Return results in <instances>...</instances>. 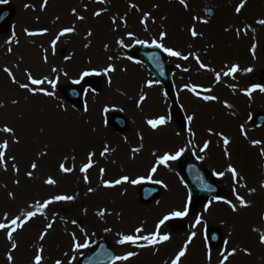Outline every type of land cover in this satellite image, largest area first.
<instances>
[{"label":"rangeland","instance_id":"374dc122","mask_svg":"<svg viewBox=\"0 0 264 264\" xmlns=\"http://www.w3.org/2000/svg\"><path fill=\"white\" fill-rule=\"evenodd\" d=\"M32 1L0 3V9L13 11L8 29L0 32V129H13V134L0 131V143L8 144L5 164L0 166V223L10 225L17 217L25 221L13 232L12 241L7 239L10 229H0V264H10L8 255L13 257L11 264H33L38 250H42L41 264H78L98 239L105 240L115 256L135 253L115 264H171L186 243L178 264H239L245 260L262 264L264 126L256 128L254 118L264 114V92L259 90L264 87V25L257 23L264 19V0H224V19L219 18L217 5L202 6L201 0H185L187 7L179 0H47L43 9L44 0ZM242 2L244 7L237 13L236 7ZM206 9L214 13L211 20L204 15ZM65 28L74 31L57 39ZM191 30L197 33L195 37ZM161 32L166 33L163 41L159 39ZM153 40L188 57L185 60L164 53L172 71L166 90L129 54L134 47H151ZM201 63L205 67L201 68ZM109 65L115 71L103 74ZM232 65L239 71L225 75ZM248 68L252 71L246 72ZM132 69L141 72V80L132 81ZM91 70L101 75L72 83L80 73ZM28 73L35 79L55 80L56 87L49 83L31 85ZM21 83L29 84L36 94L20 88ZM70 87L82 90L81 107L72 106L61 95L63 88ZM253 87L256 90L245 95ZM188 88H195V92ZM41 89L54 95H43ZM181 92L189 103L194 101L193 105L183 104ZM206 95L216 99L205 101L202 97ZM114 114L127 121L125 132L110 127L108 120ZM160 116L167 122L155 130L146 123ZM188 116L193 119L188 121ZM221 136L229 140L228 145ZM206 141L209 147L201 152ZM253 141L260 143L254 145ZM105 145L108 152L101 156ZM180 149L184 152L178 160L168 161L167 166L156 164L157 158ZM89 153L94 154L93 166L82 173ZM184 157L194 159L219 184V197L196 208L189 205L178 170ZM143 159L146 163L139 166ZM32 163L37 164L35 170ZM61 163L72 171L61 172ZM13 164L18 171L13 170ZM154 165L157 170L149 179ZM229 165L237 171L235 182L227 171ZM214 172L224 175L214 176ZM123 176L144 179L136 185L102 186L104 181L114 182ZM48 178L56 183L46 184ZM157 180L166 187L158 184L159 197L142 204L138 200L140 189ZM172 185L177 189L176 203L166 205L162 193H170ZM129 188L132 193L125 195L123 190ZM58 195L73 199L54 200ZM237 195L247 207L240 205ZM128 199L131 206L126 205ZM47 200L53 202L47 207L37 206ZM185 204L187 215L160 226L159 235H168V241L149 245L137 239L136 243L145 247L117 243L123 235L137 238L156 233L159 221L172 211H183ZM29 211L36 213L31 219L25 215ZM136 219L139 225L128 226L127 221ZM174 222L180 224L177 232L172 230ZM208 228L220 232L221 245L216 249L206 245L204 233ZM85 240L88 248L74 249V242L82 244ZM12 243L17 245L14 250Z\"/></svg>","mask_w":264,"mask_h":264},{"label":"snow or ice","instance_id":"6c2138e0","mask_svg":"<svg viewBox=\"0 0 264 264\" xmlns=\"http://www.w3.org/2000/svg\"><path fill=\"white\" fill-rule=\"evenodd\" d=\"M7 0H0V3H6ZM99 2L103 3L104 0H99ZM180 4L181 5H184L185 7H187V5L185 4V0H179ZM47 3V0H44V3L41 5V8L43 9V7H45ZM25 7H29V5H25ZM134 7V5H133ZM244 7V3H240L237 7H236V12L237 13H240L242 8ZM74 11V14H75V10ZM95 15L99 16L100 13L97 12L95 13ZM148 14H145V16L147 17ZM78 19H83V17H77ZM144 21L142 20L141 23H143ZM258 24L260 25H264V19H261V20H258L257 21ZM74 31V28H65L63 29L57 39L59 38V36H64L66 33H71ZM37 33H32V32H27V35H36ZM39 34H43V33H39ZM89 36L92 35V33H88ZM131 35V34H129ZM191 35L193 37H195L197 35V33L195 32V30H191ZM166 37V33L164 32H161L159 34V39L161 41H163ZM117 43H120V41H117ZM137 43L139 44H144L145 42L143 40H138ZM56 44V40H53L52 41V45L53 47L55 46ZM87 46V45H86ZM152 46L156 47V48H159L161 49L162 52L166 53L168 56H172V57H178V58H181V59H185L187 60L188 57L187 56H181V53L172 49V48H169V47H166L164 46L162 43H157L155 40L152 41ZM255 48V45H253V49ZM9 51H11V49H9ZM66 59H68V57H66ZM111 59V58H109ZM197 62L199 63V59L197 58ZM179 67V65H178ZM200 67L203 68L205 67L202 63L200 64ZM186 70V69H185ZM4 72L8 73L9 76H12V73L9 71L8 68H4L3 69ZM53 72H56L57 69L53 68L52 69ZM115 69L109 65L107 68L104 69V73L105 75H107L108 73H111V72H114ZM237 71H239V68L237 65H232L230 67V70L228 72H225L224 74L225 75H232L233 73H236ZM246 72H251L252 69L251 68H248L245 70ZM28 75V81L31 85H41V84H44V83H49L51 84V87L54 89L56 87V81L55 80H48L47 77L43 78V79H35L32 77V75L30 73L27 74ZM66 75V73H65ZM93 75H101L100 72L98 71H95V70H91V71H83L82 73H80L79 75V79H75V80H72V83L73 84H80L82 80H84L85 77H89V76H93ZM217 80H219V76H217ZM13 82L15 83V79L13 78ZM20 88L22 89H26L30 92H32L33 95H35V91L31 88H29V84H25V83H21L20 85ZM148 86H151L150 84ZM256 88L253 87V88H250L248 89V91L245 93V95H248L250 94L251 92L255 91ZM259 90L261 92H264V87H260ZM41 91L43 92V95H46V96H53L54 93L51 92V91H44L43 89H41ZM87 91V90H86ZM188 91H191V92H195V88H188ZM204 91H211V89H205ZM145 99L144 96H141L140 97V100L143 101ZM202 99H204L205 101H210V100H214L216 99L215 97L211 96V95H206V96H203ZM13 103H16L15 100L12 101ZM139 106V104L137 105ZM227 106V105H226ZM86 110V109H85ZM108 109H105V111H107ZM193 119L192 116H188L187 117V120L188 121H191ZM167 122L166 118L164 116H160V117H157L155 119H149L146 121V123L152 128V129H156L158 126H162L164 125L165 123ZM0 131H3L4 133H8V134H13V129L8 127V126H5L3 127L2 129H0ZM221 139L223 140V143L224 145H228L229 144V140L223 136H221ZM18 143V141H16ZM260 143L259 141H253V144H258ZM8 147V144H7V141H4L3 143H0V166H3L5 164V151ZM209 147V143L206 141L203 145V147L200 149L201 152H204L207 148ZM133 151H138V149H133ZM108 152V146L105 145V148H104V151L100 153L101 156H104L106 153ZM184 152V149H180L178 151H176L174 154H164L162 157H159L157 158V161H156V164H162V165H165L167 166V162L168 161H176L178 160L182 154ZM93 153H89L88 155V162L83 164L80 171L82 173L84 172H87V170L89 168H91L93 165H92V157H93ZM155 155V153H154ZM225 155L227 156L228 153L227 151H225ZM262 155H264V153H262ZM13 159H15L13 157ZM60 171L61 172H64V173H67V172H71L72 169L70 168H66L65 165L63 163L60 164ZM31 168L33 170H35L37 168V164L36 163H32L31 164ZM13 170L14 171H18L17 167L15 164H13ZM156 166L154 165L151 170H150V173H149V179L151 178V175L153 173L156 172ZM227 171L229 173H231L232 175V178H233V181L235 182V180L237 179V171L235 168H233L231 165H229ZM104 172V169H101V174H103ZM29 176L32 175L31 172L28 173ZM214 176H218V177H222L224 175V173H213ZM143 177L141 178H137V179H130L128 176H123L121 179H117L115 180L114 182H109V181H104L102 186L105 187V188H111V187H115L117 185H120L121 183H131L133 185H136V184H140L142 181H143ZM84 181L85 183H88V178L87 176L84 177ZM154 183H157V184H161L162 187H166L165 185H163V183L159 180L157 181H153ZM45 183L46 184H49V185H53L56 183V181L52 178H48L45 180ZM262 187H264V184L261 185ZM206 190L208 191H213V189L209 188L207 185L204 186ZM89 192H92L93 189L92 188H89L88 189ZM254 191V189L252 190ZM235 192V190H234ZM73 197L72 196H64V195H58V196H55L54 197V200L56 201H64V200H72ZM236 199L240 202V205L242 207H247L248 205L245 203V201L237 195ZM53 201L52 200H47V201H44L43 204H37L38 207H47L48 204L52 203ZM224 203H230L229 201L225 200L223 201ZM232 208H233V211L236 210V207L235 205H230ZM207 205H205V210H207ZM187 211H188V206L187 204H185L184 206V210L183 211H172L170 214L168 215H165L163 217V219H161L159 221V223L156 225V228H157V232L156 233H153L152 235L150 236H143V237H137V238H134L133 236H130V235H123L121 236V238L117 241V243H120V244H124L126 242H129V243H132V244H135L137 247H145L147 245H140V244H137L136 241L137 239H143L145 241L148 242L149 245H155V244H158V243H162V242H165V241H168L169 240V236L168 235H159V229H160V226L163 225L166 221L172 219V218H182L184 217L185 215H187ZM26 217L27 219H31L33 216L36 215L35 212H32V211H29L27 212L26 214ZM99 215L103 216L104 215V212L101 211L99 213ZM5 219H7V217H5ZM18 221H20V223H18ZM25 221L22 220L20 217H17V218H13L10 222V225L9 224H5V223H0V229H5V228H9L10 230L7 232V239L9 241H12L13 239V232L16 231L17 228L19 227H22L23 223ZM199 218H197V223H199ZM48 228H51L52 225L51 224H48L47 225ZM137 232H140L141 229H136ZM194 235V234H193ZM41 239H43V234L41 236ZM192 239V236H189L188 240L189 242L191 241ZM260 242L262 244H264V236H261L260 238ZM17 247V245L15 243H12L11 245V248L12 250H14L15 248ZM89 247V244L87 242V240H85L84 243L82 244H77L74 242V249H80V248H88ZM187 248V243L185 244L184 248H182L175 256L174 259L171 260V264H178V262L180 261L181 257H183L185 255V250ZM40 251L42 250H38L35 257H34V261H33V264H41V260H42V257L40 255ZM233 253H228V255H232ZM132 255H135V253H128L127 255H124V256H114L112 257V264H115L116 261H119V260H128ZM228 257L225 256L224 259L226 260ZM7 259L8 261L10 262L11 264V261L13 260V257L11 255H8L7 256ZM56 264H61L60 261H57ZM69 264H71V262H69ZM221 264H223V261L221 262Z\"/></svg>","mask_w":264,"mask_h":264},{"label":"water","instance_id":"95a60500","mask_svg":"<svg viewBox=\"0 0 264 264\" xmlns=\"http://www.w3.org/2000/svg\"><path fill=\"white\" fill-rule=\"evenodd\" d=\"M209 16L212 15L211 11H207ZM11 19V14L7 11L0 12V30H5L9 21ZM133 54L152 72L153 76L164 86L167 87L169 83V71L164 63L163 57L156 50L144 51L135 50ZM65 98L74 105H80L81 94L80 91L74 89H64L62 91ZM111 123L119 131H123L126 128V124L123 120L113 117L111 118ZM258 126L264 124V118L258 117L256 119ZM182 177L187 187L189 188L192 201L194 203H202L210 197H215L218 195V187L210 180L207 174L196 164L191 161H184L181 166ZM205 185L213 189V191H208L205 189ZM156 191L150 188H144L141 191V200L148 201L154 195ZM208 238L212 246L216 247L218 240L214 231H209ZM113 255L107 249V243L103 240H99L92 252L80 261V264H110L112 262Z\"/></svg>","mask_w":264,"mask_h":264},{"label":"bare ground","instance_id":"6f19581e","mask_svg":"<svg viewBox=\"0 0 264 264\" xmlns=\"http://www.w3.org/2000/svg\"><path fill=\"white\" fill-rule=\"evenodd\" d=\"M32 1V0H31ZM202 2V6H207V5H210L209 3H213L214 5H217L218 6V9H217V13H218V16H219V18H222V19H224L227 15H226V13H227V9H226V6H225V3H224V0H201ZM208 1V2H207ZM32 2H34V1H32ZM27 3H29V0H27ZM244 26V25H243ZM20 28L22 29L23 28V26L22 25H20ZM173 39V38H172ZM172 60V57L170 58V61ZM171 70V69H170ZM129 75H130V77H132L131 79H132V81H135V80H141V78L143 77V75L141 74V72L140 71H137V70H134V69H132V73H129ZM171 75H172V71H171ZM136 87H138V85H136ZM180 95H182L181 96V100L183 101V104H185V105H188L187 107H189V105H193V103H194V101H193V103H189V100H188V96L187 95H185V94H182V92L180 93ZM228 134H229V136L227 135V137L228 138H233L232 137V135H231V132H228ZM143 162H139L138 163V165L140 166L141 164L142 165H144L146 162H145V159H143L142 160ZM148 181V180H147ZM150 185H152V186H156L158 189H159V187H158V184L157 183H152V184H150ZM173 186V185H172ZM160 190V189H159ZM124 191V193H125V195H130L131 193H132V189L131 188H129V189H127V190H123ZM174 195H177V189H176V185H174L173 187H172V190L170 191V193L168 192V193H166V194H164V193H162V198H163V200H164V204L166 203V205H168L167 203H169V204H172V202H174V203H176V198L177 197H175ZM180 201V200H179ZM179 201H177V203H179ZM233 203V202H232ZM126 205L127 206H131V201H130V199H128L127 201H126ZM165 205V206H166ZM224 215H225V213H224ZM131 222V223H130ZM127 224H128V226H131L132 224L133 225H139V219H136V220H134L133 222L132 221H127ZM219 234H220V232H219ZM221 238V237H220ZM222 240V239H221ZM260 260H261V263L262 264H264V257H261L260 258ZM255 261L254 260H250V261H248V260H245V261H243V262H239V264H255L254 263ZM232 264H237V262H234V263H232Z\"/></svg>","mask_w":264,"mask_h":264}]
</instances>
